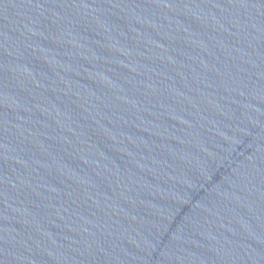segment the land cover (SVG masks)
<instances>
[{
	"label": "water",
	"instance_id": "95a60500",
	"mask_svg": "<svg viewBox=\"0 0 264 264\" xmlns=\"http://www.w3.org/2000/svg\"><path fill=\"white\" fill-rule=\"evenodd\" d=\"M0 264H264V0H0Z\"/></svg>",
	"mask_w": 264,
	"mask_h": 264
}]
</instances>
